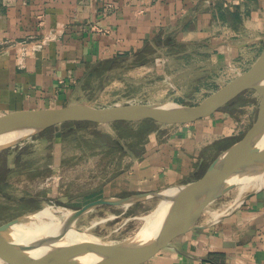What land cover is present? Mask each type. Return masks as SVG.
Instances as JSON below:
<instances>
[{
	"label": "crops",
	"instance_id": "0c3cea01",
	"mask_svg": "<svg viewBox=\"0 0 264 264\" xmlns=\"http://www.w3.org/2000/svg\"><path fill=\"white\" fill-rule=\"evenodd\" d=\"M157 42L203 47L214 78L228 82L264 48V0H0V115L86 101L103 65L130 61ZM221 109L190 123L156 124L132 165L112 175L116 192L103 196L200 177L241 130ZM248 193L228 212L206 209L202 226L141 264H264V175Z\"/></svg>",
	"mask_w": 264,
	"mask_h": 264
},
{
	"label": "rangeland",
	"instance_id": "374dc122",
	"mask_svg": "<svg viewBox=\"0 0 264 264\" xmlns=\"http://www.w3.org/2000/svg\"><path fill=\"white\" fill-rule=\"evenodd\" d=\"M153 44L130 61L120 58L112 65H103L98 75L96 72V80L88 82L86 102L107 107L171 102L166 98L174 97L179 101L176 103L190 105L200 102L227 81L214 78L217 68L207 60L203 47L175 43L166 48ZM181 54L184 56L178 57ZM156 58L165 59V63L157 62ZM258 105L257 92L246 90L221 109L242 123L238 138L254 121ZM156 124L152 120L127 125L66 122L1 149L0 224L39 210L40 213L20 222L36 218L43 224L62 218L55 212L57 207L74 211L90 200L113 194L116 190L111 188L112 175L132 165L131 149L141 148L143 141L155 132ZM261 183L256 181L244 188L239 183L211 201L206 209L214 210L215 215L225 213L234 201ZM161 200L154 197L128 206L94 207L79 217L65 236L71 244L80 246L85 241L114 243L143 233L147 226L143 215ZM76 227L82 231H76ZM0 264L22 263L0 250Z\"/></svg>",
	"mask_w": 264,
	"mask_h": 264
},
{
	"label": "water",
	"instance_id": "95a60500",
	"mask_svg": "<svg viewBox=\"0 0 264 264\" xmlns=\"http://www.w3.org/2000/svg\"><path fill=\"white\" fill-rule=\"evenodd\" d=\"M246 90H254L259 95L254 121L240 138L211 161L197 179L152 191L102 196L90 200L72 211L64 222V229L57 236H41L24 244L12 239V226L37 211L30 215L17 216L0 224V250L7 251L26 264H141L160 249L171 246L177 236L202 226L199 219L209 203L237 186L238 182L227 184L230 178L247 174L252 179L264 174V48L248 69L238 73L196 104L135 102L99 107L86 101H77L60 107L21 109L0 115V135L26 131L15 142L1 146V150L49 127L66 122L106 124L152 120L159 124L190 123L212 115ZM169 187H176L171 195V214L169 220L162 223L155 232H140L114 243L94 242L72 250H58L54 247L53 251L39 250L62 239L79 217L94 207L128 206L154 197L163 199L164 190ZM250 194L236 200L227 212ZM76 231L82 230L76 227ZM84 256L91 260H83Z\"/></svg>",
	"mask_w": 264,
	"mask_h": 264
},
{
	"label": "bare ground",
	"instance_id": "6f19581e",
	"mask_svg": "<svg viewBox=\"0 0 264 264\" xmlns=\"http://www.w3.org/2000/svg\"><path fill=\"white\" fill-rule=\"evenodd\" d=\"M25 134H26V131H20V132H10V133L0 135V147L6 144H9V143L15 142L16 140H18L21 136ZM256 181L257 183L262 182L263 175H259L256 178H252V179L249 178L247 174L237 175L235 177L230 178L227 181V184L238 182L237 185L241 183V188L242 187L244 188L246 185L250 183L254 185ZM174 189H176V187H170L168 189H165L164 190L165 197L158 203V205H156V207L152 211L143 215L146 218L145 221L147 225L146 227L143 228L144 229L143 233L155 232L154 231L155 229L157 230L162 223L167 222L169 220V217L171 214L170 213L171 208L173 206V202H172L173 200H171V195H173V192H175ZM40 212L41 210L37 211L34 214H38ZM55 212H58L62 216V218L57 217L43 224H41L36 218L31 219L28 222H19V223L14 224L12 226V230L10 233L12 239L16 242L24 244V243L36 240L37 238H40L41 236L42 237L57 236L58 232L64 229V222L66 218L72 213V211L57 207L55 209ZM69 241L70 240L67 238V236H64L62 239L54 241L52 246H45V247L40 248L39 250L53 251L52 247L58 250H72L78 247H83L86 244H90L89 241H85V243H83L82 245L76 246V245L71 244ZM82 259L85 261L91 260L90 257L88 256H84L82 257ZM22 264H26V263H22Z\"/></svg>",
	"mask_w": 264,
	"mask_h": 264
},
{
	"label": "trees",
	"instance_id": "16d2710c",
	"mask_svg": "<svg viewBox=\"0 0 264 264\" xmlns=\"http://www.w3.org/2000/svg\"><path fill=\"white\" fill-rule=\"evenodd\" d=\"M159 42H157L158 44ZM172 44V43H171ZM174 44V43H173ZM171 46V45H170ZM169 44H166L165 47L166 48H170ZM147 121V120H146ZM72 123H90V122H72ZM116 123H122V124H128V123H132V122H116ZM128 146H131V144H127ZM140 147V146H139ZM141 148H139L138 150L136 149H131L132 152H134V154H138L140 152Z\"/></svg>",
	"mask_w": 264,
	"mask_h": 264
}]
</instances>
